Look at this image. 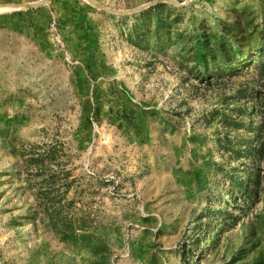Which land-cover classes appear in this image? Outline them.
I'll use <instances>...</instances> for the list:
<instances>
[{"label":"rangeland","instance_id":"1","mask_svg":"<svg viewBox=\"0 0 264 264\" xmlns=\"http://www.w3.org/2000/svg\"><path fill=\"white\" fill-rule=\"evenodd\" d=\"M82 218L110 264H264V0H0V264H92Z\"/></svg>","mask_w":264,"mask_h":264},{"label":"trees","instance_id":"2","mask_svg":"<svg viewBox=\"0 0 264 264\" xmlns=\"http://www.w3.org/2000/svg\"><path fill=\"white\" fill-rule=\"evenodd\" d=\"M80 223L76 224L74 220H67L59 229L62 239L70 242L75 249L92 250V264H110V248L105 240L96 235L88 228V219H79Z\"/></svg>","mask_w":264,"mask_h":264},{"label":"water","instance_id":"3","mask_svg":"<svg viewBox=\"0 0 264 264\" xmlns=\"http://www.w3.org/2000/svg\"><path fill=\"white\" fill-rule=\"evenodd\" d=\"M42 2H38L36 4H33V5H9L10 7H25V6H37V5H40ZM2 6H5V5H2Z\"/></svg>","mask_w":264,"mask_h":264}]
</instances>
